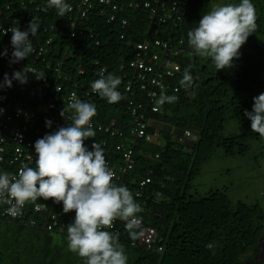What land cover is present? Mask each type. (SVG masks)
I'll use <instances>...</instances> for the list:
<instances>
[{
	"label": "trees",
	"instance_id": "trees-1",
	"mask_svg": "<svg viewBox=\"0 0 264 264\" xmlns=\"http://www.w3.org/2000/svg\"><path fill=\"white\" fill-rule=\"evenodd\" d=\"M211 1L214 0H187L180 19L173 26L159 25L155 34L148 31L144 7L124 5L122 12L128 24L122 38L117 36V24L110 25L112 37L107 38L105 31H109V23L95 11L90 12L81 26H92L99 42L94 44L87 37L83 41H73L76 46L68 62L77 56L83 64L98 58L116 76L119 75L114 73L115 63L128 50L129 40L163 39L167 30L168 42L178 48L170 56L178 63V69L163 79L164 93L177 96V102L165 103L158 111L145 112L144 117L149 119L144 125L147 138L132 140L125 134L118 138L131 148V165L123 174L130 181L121 185L132 192L143 209L138 216L144 224L155 229L158 237L150 248L133 245L124 222L117 220L115 229L108 231L119 233V242L124 245L128 257L127 264L262 263L253 257L258 252L257 242L264 230V207L260 201L256 198L231 200L224 184L198 190L193 183L202 163L216 151L244 157L257 146L255 156L261 157L264 152V138L251 130V121L244 115L245 110L252 111L253 97L264 92V41L260 39L263 29L257 24L258 20L264 22V16H256V30L240 48L233 66L216 71L210 58L204 60L194 55L187 44V32L198 26L206 4ZM20 2L28 4L27 0H0V8L3 10L4 4H8L13 10ZM251 2L255 6L253 0ZM0 20H4L3 12ZM178 39L181 42L178 43ZM4 41L0 36V55ZM150 48L159 49L153 45ZM188 65H191L194 88L186 91L180 87L179 80ZM5 71L0 56V83ZM2 91H10L13 102L21 106L35 109L42 105L39 98L43 94L42 85L29 76L26 83L16 81L10 88H0V93ZM122 105L120 102L109 104L100 98L98 114L102 118L118 117V107ZM183 130L190 134L181 137ZM116 137L105 138L113 145L119 142ZM103 152L115 167L117 162H123L119 150L113 146L105 147ZM145 177L148 181L139 184ZM23 212L26 218L33 216L28 208ZM36 223L29 224L17 218L0 220V264H84L82 258L67 249L66 231L48 230L38 221ZM208 243L215 247L208 249Z\"/></svg>",
	"mask_w": 264,
	"mask_h": 264
},
{
	"label": "built area",
	"instance_id": "built-area-1",
	"mask_svg": "<svg viewBox=\"0 0 264 264\" xmlns=\"http://www.w3.org/2000/svg\"><path fill=\"white\" fill-rule=\"evenodd\" d=\"M186 1L66 0L71 4L72 11L64 17L57 16L55 9L47 7V0H27L28 4L20 2L13 10L9 9L8 4H4L3 10L0 8V15L3 12L4 17L3 21L0 20V36L5 41L0 56L2 65L6 68L5 73L11 77L14 71L25 67L34 70L37 75L28 72L27 76L41 83L43 94L39 96L42 99V105L33 109L13 102L10 91L0 93V110H2L0 111V173L17 174L18 170L25 165L35 167L34 144L36 140L58 130L59 127H67L71 123V112L66 113V119L60 115V112L67 105L72 92H76L79 99L92 103L97 109L100 97L92 92L91 83L99 78L97 73L102 68L107 70L106 75L113 71L108 70L107 65L101 63L98 58H93L90 62L83 64L77 56L75 60L68 62L76 46V42L73 43L75 39L83 41L87 37V39L91 38L94 44L99 42L97 32L92 26L85 28L81 26V22L90 12L95 11L105 23H109L107 25L109 31H105L107 38L112 37L111 24H117L119 27L117 36L122 38L128 24L126 15L122 12L124 5L133 4V6L144 7L148 20V31L155 34L159 30V25L171 24L173 26L180 19ZM29 3L32 5L28 6ZM33 18L39 25L36 35L34 37L30 35L35 52L18 63L10 64L13 46L11 45L12 33L8 30L15 27L25 31ZM168 35L169 31L166 30L163 39L152 37L151 41L145 38L128 41V50L116 61V72H114L122 81L118 87L123 97L119 101L123 104L118 107L120 115L102 118L97 110V114L92 118L96 135L85 141V146L91 150L93 141H96L103 149L105 147L110 149L113 146L114 149L119 150L123 162L120 164L117 162L116 167L111 160L105 158L108 167L114 172L113 183L116 185L130 181L124 178L123 174L131 165V148L123 143L125 140L118 138L123 134L132 140L137 137H148L144 125L149 123V119L144 117L145 112L155 111V100L166 88L163 82L164 76L171 75L178 69V63L170 58L178 51V48L171 46L168 42ZM179 42H181L180 39H178ZM150 45L157 46L159 49L154 50L150 48ZM5 49H7V55H3ZM88 65L89 68H87ZM3 80L4 76L1 83ZM14 83L16 80H13L12 85ZM57 88L61 91L58 92ZM175 89L176 86H173L172 90ZM126 117L129 119L127 120ZM46 120L52 121L51 127L46 126ZM189 134L188 130H183L181 137ZM115 135L119 142L112 145L105 137ZM146 181H148L147 177L139 181V184ZM7 207L8 205H0V220L13 218L6 213ZM25 208L31 211L33 215L31 218H26L23 212ZM22 213L15 218L27 220L33 225L38 221L39 225L45 229L66 232L68 224L73 222L75 216L74 211L63 213L62 202L57 204L52 199L43 200L42 198L38 199L35 204L26 203ZM117 220L113 227L107 230H114ZM137 231H142V235L130 241L133 245L150 248L152 243L158 240L155 229L142 221L141 229Z\"/></svg>",
	"mask_w": 264,
	"mask_h": 264
},
{
	"label": "clouds",
	"instance_id": "clouds-1",
	"mask_svg": "<svg viewBox=\"0 0 264 264\" xmlns=\"http://www.w3.org/2000/svg\"><path fill=\"white\" fill-rule=\"evenodd\" d=\"M47 7L55 9L59 17L72 11L66 0H47ZM255 21V6L251 0L215 5L202 15L198 26L187 32V44L194 55L204 60L210 58L216 71L231 68L234 59L239 58L240 48L255 32ZM38 27L33 18L25 31L15 27L8 30L12 33L13 46L10 64L35 52L30 35L34 37ZM3 55H7V49ZM106 71L102 68L97 73L99 78L91 83L92 92L109 104L118 103L123 98L118 91L121 78L113 73L106 75ZM28 72L37 75L27 67L14 71L11 77L5 73L0 88L12 87L13 80L26 83ZM179 85L186 91L194 88L191 65L184 69ZM177 100V96L167 95L162 90L155 100L154 110ZM253 100L252 111L245 110L244 115L251 121V130L264 138V92ZM69 112L71 123L67 127H59L36 140L35 167L25 165L17 174L0 173V205H8L6 213L15 218L23 214L26 203L35 204L41 198L52 199L57 204L62 202L63 213H75L67 227L69 251L82 258L84 264H127L119 233L107 229L119 219L124 222L129 237L138 239L142 235V231H137L141 229L138 213L143 209L126 186L113 183L114 172L107 165L102 146L96 141L91 150L85 146V140L96 135L92 125L96 107L72 92L60 115L66 119ZM45 123L51 127L52 121ZM206 247L211 250L215 246L208 243Z\"/></svg>",
	"mask_w": 264,
	"mask_h": 264
},
{
	"label": "rangeland",
	"instance_id": "rangeland-1",
	"mask_svg": "<svg viewBox=\"0 0 264 264\" xmlns=\"http://www.w3.org/2000/svg\"><path fill=\"white\" fill-rule=\"evenodd\" d=\"M253 2L256 16H264V0ZM228 3L238 4L236 0H214L206 4L204 14L215 5ZM257 24L263 29L260 39L264 41V22L258 20ZM255 150H258L257 146ZM255 150H249V155L244 157L222 155L216 151L202 163L199 174L193 179L194 185L198 190H205L210 186L219 187L224 184L227 186L226 194L231 200L240 198L252 201L256 198L264 207V152L258 157L254 154ZM258 245V253L254 257L264 262V231Z\"/></svg>",
	"mask_w": 264,
	"mask_h": 264
},
{
	"label": "bare ground",
	"instance_id": "bare-ground-1",
	"mask_svg": "<svg viewBox=\"0 0 264 264\" xmlns=\"http://www.w3.org/2000/svg\"><path fill=\"white\" fill-rule=\"evenodd\" d=\"M145 186H146V185H145ZM145 188H146V187H145ZM146 191H147V190H146ZM139 198H140V197H139ZM261 233H262V232H261ZM260 235H261V234H260ZM259 237H260V236H259ZM257 243H258V242H257ZM258 246H259V245H258ZM257 253H258V252H257ZM257 253H256V254H257ZM256 254H255V255H256ZM253 257H254V256H253ZM256 259H259V258H256ZM246 260H247V259H246ZM246 260H245V261H246ZM260 261H261V260H260ZM261 262H263V260H262ZM240 263H241V262H240ZM242 263H243V262H242ZM263 264H264V262H263Z\"/></svg>",
	"mask_w": 264,
	"mask_h": 264
}]
</instances>
